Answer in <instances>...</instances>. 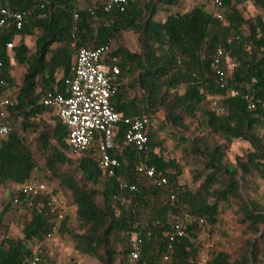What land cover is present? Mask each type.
Masks as SVG:
<instances>
[{
	"label": "trees",
	"instance_id": "16d2710c",
	"mask_svg": "<svg viewBox=\"0 0 264 264\" xmlns=\"http://www.w3.org/2000/svg\"><path fill=\"white\" fill-rule=\"evenodd\" d=\"M210 1L220 15L202 3L170 12L164 20L156 18L158 13L169 11V5L181 7L180 0H130L125 10L107 9L106 1L84 7L80 0L11 1L28 17L22 29L11 20L0 25V74L9 83L1 94L14 102L11 131L0 146V186L7 197L0 203V264H28L25 256L36 247L47 264L45 243L57 225L54 233L100 264H264V206L251 195L258 188L252 180H264V0H248L256 9L250 17L239 8L245 0ZM121 32L134 33L139 47L119 46L111 53L120 66L112 102L126 116L164 119L175 128L171 136L182 157L170 156L162 128L153 122L146 130V151L126 143L128 126L122 124L111 150L120 166L109 176L96 147L81 152L71 147L68 127L44 98L74 76V43L111 47ZM33 36L34 51L26 43ZM16 65L25 69L20 85L11 75ZM188 118L197 122L199 136L182 130ZM28 131L36 135L34 143L22 135ZM236 140L250 147L228 164V145ZM75 152L81 155L73 158ZM140 163L155 167L167 182L156 184L137 169ZM192 163L198 167L196 186L181 181ZM35 171L55 195H65L75 207L72 215L59 219L47 195L32 206L14 201L17 186L40 180ZM18 209L26 219L22 236L11 229L21 217ZM224 209L247 224L244 244L236 253L214 247L200 263L201 228L216 226ZM178 221L184 222L185 235L171 240L168 233ZM136 238L141 255L132 262Z\"/></svg>",
	"mask_w": 264,
	"mask_h": 264
},
{
	"label": "built area",
	"instance_id": "2783aa9c",
	"mask_svg": "<svg viewBox=\"0 0 264 264\" xmlns=\"http://www.w3.org/2000/svg\"><path fill=\"white\" fill-rule=\"evenodd\" d=\"M11 1L0 0V25H5L11 20L18 29H22L26 24L28 11L13 9ZM129 2L130 0H106V8L116 6L120 10H125ZM214 2L221 5L222 0ZM7 46L12 48L13 44L8 43ZM73 46L76 48L75 74L65 79L61 90L49 92L44 98V104L51 107L68 127V142L71 147L79 152L96 147L101 167L109 176H115L120 161L111 155V150L116 145V136L121 125L128 126L125 134L126 143L139 151H146L149 143L146 130L152 121L148 117L126 116L116 110L112 98L120 86V66L119 58L111 54L113 51L111 47L106 45L96 48L78 47L75 43ZM222 56L223 50L220 49L215 57L216 64L220 63ZM233 66L235 64H231V67ZM2 68L3 62L0 60V71ZM8 85V81L0 74V146L11 131L9 109L14 102L1 94ZM249 107L253 109L255 104L250 103ZM137 169L145 172L158 185L167 182L164 176L157 173L155 167H147L140 163ZM17 190L20 194L14 199L16 203L32 206L41 195H47L49 205L59 212V219L64 218L66 208L64 198L55 195L47 182L31 179L17 186ZM174 198L172 196V199ZM57 227L58 225L55 226L54 232ZM54 232L49 234L48 240L53 237ZM184 235L183 221L176 222L168 233L171 240ZM140 244L141 239H134L130 257L132 262L137 261L141 255ZM168 260L169 257H165V261ZM25 261L28 264H42L40 247L27 254Z\"/></svg>",
	"mask_w": 264,
	"mask_h": 264
},
{
	"label": "rangeland",
	"instance_id": "374dc122",
	"mask_svg": "<svg viewBox=\"0 0 264 264\" xmlns=\"http://www.w3.org/2000/svg\"><path fill=\"white\" fill-rule=\"evenodd\" d=\"M105 1L106 0H80L82 7L92 6L98 3H103ZM202 3L205 4L206 9L209 12L220 15L221 11L219 7L215 6L210 0H180L181 7H179L178 5H169V11L158 13L156 18L164 20L170 12H174L177 10H189L194 6ZM239 8L244 11L246 17H250L256 12V9L253 6L252 2L248 0L240 3ZM26 43L30 46L31 50L34 51L36 36L27 37ZM119 46L130 49L131 51L138 50L139 46L136 35L131 32H121L112 42L111 49L115 50ZM24 72L25 69L18 65L14 66V68L11 69V75L16 81L17 85L21 84ZM151 120L156 127L162 128L160 132V138L164 140L168 151H170V156H177L181 158V146L176 148V141L171 136V132L175 131V128L169 124H166L164 119L160 122L157 117H151ZM46 121H48L47 118ZM182 130L186 133L187 136L192 138L200 135L197 122L193 118H188L185 121ZM22 133V135L28 142L34 143V138L36 135L33 131ZM249 147V143L243 140H236L232 144L228 145V151L225 158L226 163H236V159L243 156V154L249 149ZM70 155H72L73 158H77L81 154L75 152ZM197 168L198 167L193 163L188 165L185 168L181 181L183 183H187L190 186H196V184L193 183V170H196ZM34 176L37 179L47 182V180L42 177V173L40 171H35ZM252 182L254 185H256L255 187L258 188L256 191H251V195L264 206V180L255 178L252 180ZM5 192V186H0V203L5 202L7 198ZM61 196L64 198L66 207L65 215H72L75 211V207H71L68 205L65 195ZM18 211L21 212V217L12 223L11 229L16 235L22 236V230L25 225L26 219L24 216V211H22V209H18ZM246 228L247 224H243L234 211L224 209L219 215V223L216 226L212 227L211 225H203L201 228V232L199 234V239L202 243V250L199 257L200 263H204V261L208 257L209 251L214 247L228 250L231 253H236V251L244 244L243 232L246 230ZM254 238L255 236H252V239ZM45 246L46 257L48 258L47 264H100L98 260L76 252L73 248L72 241L66 237L59 236L57 233H54L53 237L46 241Z\"/></svg>",
	"mask_w": 264,
	"mask_h": 264
}]
</instances>
